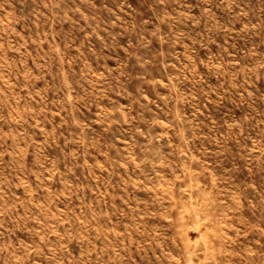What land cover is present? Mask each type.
Masks as SVG:
<instances>
[{"label": "rangeland", "instance_id": "obj_1", "mask_svg": "<svg viewBox=\"0 0 264 264\" xmlns=\"http://www.w3.org/2000/svg\"><path fill=\"white\" fill-rule=\"evenodd\" d=\"M0 264H264V0H0Z\"/></svg>", "mask_w": 264, "mask_h": 264}]
</instances>
